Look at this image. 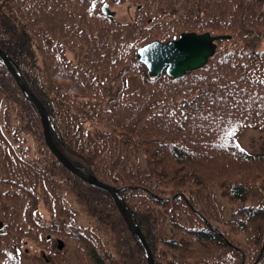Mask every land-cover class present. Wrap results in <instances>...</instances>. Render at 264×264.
I'll return each mask as SVG.
<instances>
[{"label":"trees","instance_id":"obj_1","mask_svg":"<svg viewBox=\"0 0 264 264\" xmlns=\"http://www.w3.org/2000/svg\"><path fill=\"white\" fill-rule=\"evenodd\" d=\"M104 1L0 0V45L51 111L59 147L120 188L155 264L252 263L264 239V152H246L239 135L264 128V0H119L136 5L126 23ZM189 30L232 37L182 77L150 76L138 47ZM79 213L88 223L72 229ZM0 217V264H21L25 239L48 243L51 232L73 237L87 264H148L112 195L47 145L1 58Z\"/></svg>","mask_w":264,"mask_h":264},{"label":"water","instance_id":"obj_2","mask_svg":"<svg viewBox=\"0 0 264 264\" xmlns=\"http://www.w3.org/2000/svg\"><path fill=\"white\" fill-rule=\"evenodd\" d=\"M226 36V35H217L212 36L209 32L204 33H196V32H188L182 34L178 39L170 40L167 43H162L159 40H156L149 44V49L146 50L147 54L145 57L149 60L151 64H165L167 62L170 63L168 66V70L171 74L175 76H179L186 72L188 68H196L204 64L208 57L213 54L215 51L216 44L214 43V39ZM2 55L7 58L2 52ZM11 70L17 77L19 83L21 84L22 88L28 93L29 97L36 101L39 110L41 112L43 122H44V131H45V137L54 152L57 154V156L60 158V160L71 170H73L75 173L81 175L86 180H88L91 183L103 186L109 190L114 195V198L119 205L120 209L124 213L128 224L130 228L137 232L143 241L145 242L142 232L137 224L132 221V219L128 216L126 212L125 202L123 198H121L117 194V188L109 185L100 179H98L95 175H93L90 172H85L82 170H79L73 162L57 147L55 142L53 141L50 128L48 125V115L47 111L45 110V107L43 104L36 98V96L32 93L30 90L29 85L27 84L26 80L18 74V72L12 67ZM155 70H158L157 68ZM149 251V260L150 264H153V257L150 252L149 247L147 246Z\"/></svg>","mask_w":264,"mask_h":264},{"label":"rangeland","instance_id":"obj_3","mask_svg":"<svg viewBox=\"0 0 264 264\" xmlns=\"http://www.w3.org/2000/svg\"><path fill=\"white\" fill-rule=\"evenodd\" d=\"M115 6L118 9V15L121 19L129 18V11L126 9V5L117 4ZM130 8L132 9V6ZM133 84L135 83H132V85ZM242 141L245 146L251 148L252 150L260 151L264 144V130L251 127L245 131V134L242 136ZM76 256L78 257V264H82V261L79 260V254ZM23 262L24 264H50V260L47 261L45 259V256L41 253V250H34L29 246L25 248Z\"/></svg>","mask_w":264,"mask_h":264}]
</instances>
